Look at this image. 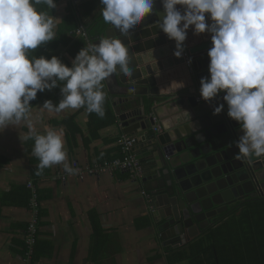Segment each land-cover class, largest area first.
<instances>
[{"label": "clouds", "instance_id": "1", "mask_svg": "<svg viewBox=\"0 0 264 264\" xmlns=\"http://www.w3.org/2000/svg\"><path fill=\"white\" fill-rule=\"evenodd\" d=\"M41 4L57 6L56 0H0V131L27 120L28 134L20 139L22 143L34 139L37 174L60 164L74 174L76 170L66 162L64 130L46 127L38 133L29 119L30 102L38 92L65 82L59 103L46 100L43 109L52 113L86 107L88 113L103 118V82L118 71L131 77V57L121 38L108 37L82 48L72 66L57 56L30 58L29 50L55 39V20L37 8ZM100 4L105 23L127 36L153 13L155 0H100ZM162 4L165 15L159 27L175 40L176 57L183 55L190 27L196 34H212L210 78H201V97L211 101L224 92L228 116L239 122L243 133L235 142L237 155L264 156V0H162ZM177 5L183 6V12ZM223 109L224 104L216 106L214 114Z\"/></svg>", "mask_w": 264, "mask_h": 264}, {"label": "crops", "instance_id": "2", "mask_svg": "<svg viewBox=\"0 0 264 264\" xmlns=\"http://www.w3.org/2000/svg\"><path fill=\"white\" fill-rule=\"evenodd\" d=\"M86 1L90 0H56L57 6L53 9L56 25L62 24L69 6L80 9L79 6ZM95 5L96 12L103 7L100 0ZM177 8L183 12V6L177 5ZM79 23L80 26L82 23ZM141 32L139 41H142V46H139L138 52L151 53V64L162 57L158 53L161 47L167 56L172 55L173 47L160 27L159 30L149 28L138 31V35ZM137 33L133 34V38ZM211 35L208 32L196 34L194 26L187 30V36L194 44L210 40ZM90 42H87L88 48L92 46ZM66 50L63 49L62 53L72 65L74 58ZM187 57L190 58V55L186 51L181 56V63L188 65ZM174 66L169 65L168 69ZM103 90L108 94L112 116L101 118L94 112L88 113L86 107L50 113L42 108L43 102L34 105L28 114L38 133L42 134L46 127L64 130L66 162L72 168L120 157L118 141L124 135L129 136L123 132L115 113L106 80ZM28 131L27 120L0 131V264H191V256L171 263L168 253L200 241L202 236L211 240L225 236L219 243L222 244L224 263L239 264V259L227 256L230 247L236 245L235 240L229 234L220 233L233 222L226 220L232 215L210 225L204 234L188 243L169 246L152 225L148 194H143L146 190L141 179L136 181L124 171L81 178L70 174L65 179H58L57 174L65 170L62 164L45 168L38 175L39 159L33 154L34 139L24 140L23 143L20 139V135L24 136ZM29 181H33L38 188L40 219L35 250L27 260L25 233L32 219L28 204ZM204 258L206 264H213L211 254L209 257L205 254ZM252 260L244 264H250Z\"/></svg>", "mask_w": 264, "mask_h": 264}, {"label": "water", "instance_id": "3", "mask_svg": "<svg viewBox=\"0 0 264 264\" xmlns=\"http://www.w3.org/2000/svg\"><path fill=\"white\" fill-rule=\"evenodd\" d=\"M164 15L162 0H155L153 13L127 36L108 24L92 45L116 37L129 49L133 75L113 74L106 79L108 92L123 132L136 138L152 225L167 245L178 246L204 234L234 209L264 198V156L237 155L235 142L243 133L239 122L228 116L224 92L211 101L201 97V78H210L211 39L194 44L187 36L184 50L190 55V65L174 55L173 39H169L172 55L167 56L161 47L162 57L153 64L151 53L138 52L143 32H137L159 30ZM167 80L170 83L162 84ZM220 104H224L223 111L214 114ZM156 125L160 131L154 130Z\"/></svg>", "mask_w": 264, "mask_h": 264}, {"label": "trees", "instance_id": "4", "mask_svg": "<svg viewBox=\"0 0 264 264\" xmlns=\"http://www.w3.org/2000/svg\"><path fill=\"white\" fill-rule=\"evenodd\" d=\"M95 2H97V0L86 1L79 6L80 9L69 6L68 15L64 17L62 24L56 25L54 29L55 39L35 50H29V57L34 59L44 56L50 59L52 56H57L63 63L72 66L65 59V55L62 53L63 49H67L66 53L75 59L82 48H88V40L92 42L97 39L108 26L102 14L95 19L99 13V11L96 12ZM37 8L47 12L51 17L54 15V10L48 8L45 4L37 5ZM79 22L86 28L87 38L76 34V29L80 24ZM61 48L63 49L60 50ZM64 83L65 82H58L59 85L57 87L51 90L45 89L44 91L38 92L36 99L30 102V109L37 103H44L46 100H52L53 104H58L62 99L61 87ZM105 93L106 100L104 106L106 110L104 116H112V109L107 98L108 94L107 92ZM114 120L115 118L112 119L111 122ZM138 179L142 180V178ZM240 209L242 212L236 215L237 210ZM227 216H231L226 219L227 221L240 223L239 226L241 227V229L240 227H238L239 229H235V227L232 231H229L231 227L237 226L229 223L226 228L220 230V233L229 234L235 240L233 242H235L236 245L232 248L230 247L229 255L227 256H230L232 259H239V264H244L251 258L254 260L250 261V264H264V198L260 197L257 200L246 203L240 208L234 209L221 219V221ZM242 223H245V225H242ZM222 224H224V222ZM238 230L241 232H238ZM221 237L222 239L216 238L211 240V238L209 239L206 236H202L203 239L200 241L189 243L187 246L180 249L170 250L168 253L169 261L171 263L179 262L191 256V264H206L204 255L206 254V256L209 257L211 254L214 260L213 264H225L221 251L222 244H219L223 242L225 236ZM209 251L211 252L208 253Z\"/></svg>", "mask_w": 264, "mask_h": 264}, {"label": "built area", "instance_id": "5", "mask_svg": "<svg viewBox=\"0 0 264 264\" xmlns=\"http://www.w3.org/2000/svg\"><path fill=\"white\" fill-rule=\"evenodd\" d=\"M77 35H82L87 38L86 29L81 24L76 29ZM91 44V42H90ZM89 44V45H90ZM91 46V45H90ZM186 63L190 65L191 59L186 58ZM155 131H160L161 127L156 125L154 127ZM120 146V157L107 160L104 163H95L94 165H88L86 167L76 166L75 173L78 177H83L85 175H93L99 174L109 171H124L127 172L131 178L138 179L143 177L144 173V165L137 158V153L135 151L136 146V138L134 136L124 135L119 141ZM70 173L66 170L63 172H59L57 174L58 179H65ZM27 187L30 190L29 197V208L32 211V219L29 221L25 233V245H26V259L29 260L35 250V245L38 239L39 232V219H40V196L38 192V188L33 181H29L27 183ZM144 195H147L146 191H143Z\"/></svg>", "mask_w": 264, "mask_h": 264}, {"label": "flooded vegetation", "instance_id": "6", "mask_svg": "<svg viewBox=\"0 0 264 264\" xmlns=\"http://www.w3.org/2000/svg\"><path fill=\"white\" fill-rule=\"evenodd\" d=\"M241 212H242V210L240 209V210H237L236 213H237V214H238V213L240 214ZM232 224H233V225H237V226H233V227H231V230H229V231H232V229L235 228V227H236L235 229H239L238 227H240V226H239L240 223H232ZM244 224H245V223H242V225H244ZM240 229H241V227H240ZM238 232H241V231L238 230Z\"/></svg>", "mask_w": 264, "mask_h": 264}]
</instances>
